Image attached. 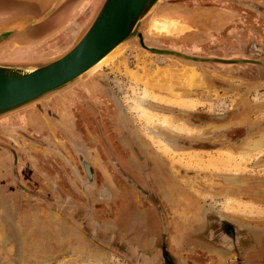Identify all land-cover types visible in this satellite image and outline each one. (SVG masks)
Segmentation results:
<instances>
[{"label":"rangeland","instance_id":"374dc122","mask_svg":"<svg viewBox=\"0 0 264 264\" xmlns=\"http://www.w3.org/2000/svg\"><path fill=\"white\" fill-rule=\"evenodd\" d=\"M12 1L17 0H0V10L9 9ZM219 1L228 6V12L222 11L225 15L221 16L226 19L216 30L232 34L234 48L239 44L244 49L240 55L248 54L253 44L264 48V0H161L160 9L156 11L158 16L172 21L171 34H151L145 28L144 38L174 39L187 45L196 40L207 45L214 15L212 8L208 7ZM32 4L25 2L23 6L32 10ZM161 9H172L174 13H164ZM191 9H196L193 18L179 15ZM58 11L32 26L30 31L38 33L50 29L64 15L63 11ZM216 12L218 15L219 11ZM7 13H0V21L9 17ZM66 33L67 30L58 29L23 46L14 45L12 41V47L9 44L8 48L44 56L51 43ZM195 50L211 54L206 46L200 51ZM62 52L63 48H56L52 57ZM236 53L232 51L229 56ZM115 58L73 83L83 85L75 91L82 94L77 95V99L83 101V106L88 103L94 107V111H90L92 117L102 120L118 140L128 141L133 151L130 156L138 166L142 157L165 175L169 182L168 198L161 197V203L169 232H179L181 241L189 242L196 235L191 231H199L198 237L203 240L206 221L212 220L214 214L243 226L242 229L251 236L264 234V143L258 151L247 147L255 137L263 135L264 139V81L243 79L234 69L227 70L232 74H225L227 67L213 68L212 62L184 58L176 52L146 50L137 38L131 39ZM86 83H92V92L85 88ZM141 90H148L165 100L172 96L197 104L189 108L172 106L142 98ZM184 91L191 94L180 96ZM142 100L146 101L142 106L150 116L169 117L174 130H162L161 136H157L154 132L160 126L146 123L142 112L136 109L135 103ZM50 103L47 101V106H51ZM35 104L7 114L13 116L4 123L10 119L14 122L24 120L22 111ZM35 108L38 111L45 109L43 106ZM56 110L50 109V114L56 115L57 112V116H61ZM73 121L61 123L63 129L44 124L40 131L37 126L30 129L21 124L15 130L0 127V142L8 146L6 150L0 147V187H8L5 191L0 190V264H141L95 239L63 211L66 203L73 208L79 206L88 217L92 230L96 227L112 232L126 230L118 219L121 210H118L115 175L105 161L95 126L91 122L85 126ZM73 125L72 128L76 127L80 133L70 131ZM178 125L182 126L175 127ZM130 142L136 145V153ZM244 149L248 155L241 154ZM80 152L90 159L96 173L91 184L86 183L85 173L81 170L84 164L80 162ZM19 184L30 192L18 187ZM103 187L109 195L101 194ZM33 190L40 191L41 195L32 194ZM134 194L138 197L137 193ZM139 199L143 205L132 207L145 208L147 202L140 196ZM129 217L132 221L133 214ZM131 235L124 233L122 236L127 243L139 240ZM142 240L147 250L149 240ZM171 244L173 249L179 247L174 242ZM177 256L179 264H184L186 258L197 259V264L225 261L223 252L208 250L203 245L194 248L188 244L179 248Z\"/></svg>","mask_w":264,"mask_h":264},{"label":"flooded vegetation","instance_id":"af4514ba","mask_svg":"<svg viewBox=\"0 0 264 264\" xmlns=\"http://www.w3.org/2000/svg\"><path fill=\"white\" fill-rule=\"evenodd\" d=\"M100 1L101 0H69L58 9L59 11L61 10L64 12L62 19L50 29L38 33L28 29L25 31V33L18 36V38L21 39L30 36L39 37L44 33L53 34L58 29L63 31L67 30L66 35L58 36V38H56L57 40L51 43V46L47 48L48 51L44 56H39L37 55L38 53L33 54L30 51L21 52V49L18 48L9 50L8 47L9 44L10 47H12L11 42L13 41V38H7L0 42V63L13 65L38 64L44 62L48 58H51L54 55L53 52L54 49L56 50V48H63L64 52L69 47V44L72 40V35L77 34V32H79L83 26L88 24V21L98 7ZM214 2H217V0H214ZM24 4L25 2L23 1H12L10 2V10H0L1 14H5L7 11V14H9V17L3 21L1 20L0 24L15 16H38L43 12L40 7L34 3L32 4V10L26 9L23 6ZM160 6L161 5L159 3L157 10L160 9ZM227 7V5L220 3V1L218 4L213 3L212 6L208 7L212 8V13H214V15H212L211 19L212 26L210 23H208L210 27H212V30L209 29V35L211 39L207 45H202L200 44L201 42L196 40L193 42V44L187 45L185 42H175L174 39L146 40L142 36L143 43L148 49H164L169 52L179 53L184 58H207L206 60L200 62H212L213 68H217L218 66L227 67L225 69V74H232L227 73V70L234 69V72H237V74L243 79L264 81V48L262 46H257V44H253L251 47H249L248 54L240 55L244 49L242 45L239 44H236L234 48L232 45V41H234V38L231 37L232 34L227 32L225 33L223 30H216L223 25V22H225V16L221 15H225L222 14L223 12H228ZM194 10L196 9H191L186 12H178H180L181 14L179 15L183 17L193 18L195 15L193 13ZM162 11L172 15L174 13V10L172 9H165ZM216 11H219L218 15ZM78 17H80L79 20ZM202 46H206L208 48L207 51H209L211 54L206 55L205 53L195 50L199 49L200 51ZM232 51L237 53L235 55L229 56V53ZM242 65L245 66L243 67ZM246 65H249L250 67ZM241 67H243L242 70ZM85 85V88L92 92V83H86ZM82 86L83 85H80V83L73 84L69 89L67 88L62 92L51 96H44L37 100L35 106L22 111L25 113L24 120L20 119L19 121L15 120L14 122V120L10 119L4 123L6 119H9L13 116L12 114L2 118L1 120L3 123L0 124L2 125L0 127H3L5 130H13L15 127L18 128L22 125L30 129H34L35 126H37V130L39 131L44 124L51 128L53 126L62 128L61 123L66 124L70 119L74 120L73 123H84L85 126L88 122L94 124L95 132L100 141L99 143L102 146L103 152L106 156L105 161H107L111 166L113 174L115 175L114 179L116 180V186L118 187V210H121L118 215V219L120 224L123 223V229H126V232L123 230H117L116 232L109 230L103 231L101 227H96V229L92 230L87 221L88 217L86 216L85 212L81 210L76 204V207L73 208L72 205H68L66 203L63 211L66 212L67 216L79 223L83 229L87 230L98 241L113 247L118 252L129 256L132 260L140 262L141 264H179L180 258L177 256L178 250L181 247L185 248V246L188 244L194 248H196V246L201 247L203 245L208 250H218L223 252L225 261L220 262V264H264V234L257 233L254 236H251L246 230L242 229L243 226L238 224L236 225L227 218L212 214V220H210V218L206 221L207 228L206 231L204 230L205 232L202 236L203 240L199 239L198 237L200 236L199 231H191V233L196 235L192 237V241L189 242H186L184 239L181 241L179 232L171 234L167 224L168 219H166V214L161 203V197L163 199L165 198V200L168 198L166 195H168L167 187L169 182L165 178V175L162 174L158 167L151 166V164L142 157L139 159L138 166L130 156L133 151L128 146V141L124 142L118 140L116 134L104 124H102V120L92 117L90 111H94V107H90L88 103H85V106H83V101L77 99V95L82 94L75 91L80 90ZM90 95H93V93H90ZM47 101L51 102V106H47ZM36 106H43L45 109L43 108L44 110L41 109L38 111L36 108L34 109ZM50 109H57L56 111H59L61 116H57V112L56 115L50 114ZM74 126L75 125L71 126V128L69 127L72 129L70 131L73 133L76 131V133H80L76 127L75 129L72 128ZM79 138H82L81 134H79ZM130 144H132L136 153V145L132 142H130ZM0 147L3 150H6V147L8 148L7 145L1 142ZM79 157L81 159V164H84L81 166V170L83 173H85L84 178L86 183L91 184L94 181L96 173L92 168L90 159L84 156V154L81 152ZM91 157H94V155ZM17 186L24 188L20 184ZM6 188L8 187L3 185L0 187V190L5 191ZM24 189L30 192L28 188ZM134 192L138 194V197L135 196ZM32 194L40 196L41 192L39 191V193H37L36 190H33ZM101 194L109 195V192L103 187L101 188ZM67 196L69 197V195ZM139 196L147 202L146 207H143L144 210L138 208L139 205H143L139 199ZM134 201L135 203L136 201L139 202L135 204ZM67 202L69 203L68 200ZM132 205L138 206L132 207ZM122 208L125 209L123 210ZM131 213L133 214L132 221L129 217ZM87 215H89L88 212ZM127 223L128 225H126ZM124 233L132 234L131 238L133 237V239L139 240H134L127 243V241L122 236ZM144 238L149 240V246L147 250L145 247H143L142 239ZM172 242L177 245L179 244V247L176 246L175 249H173L174 247L172 248L171 246ZM213 254L214 253H212V256ZM213 258L215 259V257ZM195 262L196 264L198 262L195 258L184 259V264H194Z\"/></svg>","mask_w":264,"mask_h":264},{"label":"water","instance_id":"95a60500","mask_svg":"<svg viewBox=\"0 0 264 264\" xmlns=\"http://www.w3.org/2000/svg\"><path fill=\"white\" fill-rule=\"evenodd\" d=\"M34 3L43 11L38 16L23 15L0 24V42L13 38L23 46L39 37L18 38L55 13L69 0H17ZM161 0H101L88 24L74 37L67 50L42 63L13 65L0 63V118L26 108L44 96L59 93L87 77L89 71L118 45L123 50L133 38L142 48L140 26ZM204 61L207 58H193ZM89 71V72H88Z\"/></svg>","mask_w":264,"mask_h":264},{"label":"bare ground","instance_id":"6f19581e","mask_svg":"<svg viewBox=\"0 0 264 264\" xmlns=\"http://www.w3.org/2000/svg\"><path fill=\"white\" fill-rule=\"evenodd\" d=\"M159 4V3H158ZM157 4V5H158ZM157 5L156 7L147 15V17L142 21V24L140 26V30L142 32V36L144 37V34H143V31L144 29L145 30H148L149 33H158L160 34L159 32H165L167 34L165 35H169L171 34V28H172V24L170 21V18H166V17H160L158 16V13H157ZM157 10V11H156ZM162 14V13H161ZM168 17V16H167ZM170 17V16H169ZM172 18V17H171ZM172 20V19H171ZM169 21V23H168ZM175 26V25H174ZM177 27V26H176ZM183 27V26H182ZM173 29V28H172ZM176 29V28H175ZM173 31V30H172ZM175 31V30H174ZM163 33H161L160 35H162ZM173 34H176L173 33ZM154 36V35H153ZM14 44V40H13V43ZM122 44V43H121ZM118 45L115 49H113L110 53H108L102 60H100L94 67H92L89 71L92 73L94 70H96L97 68H99L100 66L104 65V64H108L114 60V59L117 55L121 54L123 50H120L119 46ZM15 45V44H14ZM70 46V45H69ZM116 59V58H115ZM145 67V66H144ZM88 71V72H89ZM162 71V70H161ZM192 74H196L195 71H192ZM154 76V75H153ZM84 79V78H83ZM197 80V79H196ZM174 86V85H173ZM168 87V85H167ZM170 87V86H169ZM176 87V85L174 86ZM173 87V89H174ZM177 88V87H176ZM168 89V88H167ZM142 91V90H141ZM170 91V90H168ZM173 91V90H172ZM183 91V90H182ZM181 91V92H182ZM137 92V91H136ZM174 92V91H173ZM172 92V94H173ZM139 93V92H138ZM137 93V94H138ZM142 98L144 99H151V100H156V101H160V102H166L168 104H171L172 106H179V107H184V108H189V107H195L197 102H193V101H186L185 99H177V98H174L172 96H170L169 99L165 100V99H162L161 97H159L158 95L156 94H153L152 92L148 91V90H143L142 92ZM175 94V93H174ZM177 94H180V93H177ZM188 94H191L189 92H186L184 91L183 94H181L180 96H186ZM141 95V94H140ZM139 99V98H138ZM137 101H140V100H137ZM146 102V101H144ZM143 100L142 102H137L135 103V106H136V109L137 110H140L142 112V117L145 118V121L146 123H150V122H153L154 124H157L159 125L160 129H158L156 132H154L157 136H161V131L162 130H169L172 132L173 127H171V125L173 126V121L171 119H169V117H166L164 116L163 118H159L158 115H153V116H150L148 110L144 109V107L142 106L143 105ZM31 106V105H30ZM152 118V119H151ZM182 125H178V126H175V127H180ZM156 127V126H155ZM263 143H264V139H263V135L262 136H259V137H255L253 139H251L249 142H248V146L249 148L251 149H255L256 151L260 150V148L263 146ZM245 148V147H244ZM241 154L242 155H248V151H246V149H244L243 151H241ZM94 158V157H93Z\"/></svg>","mask_w":264,"mask_h":264}]
</instances>
